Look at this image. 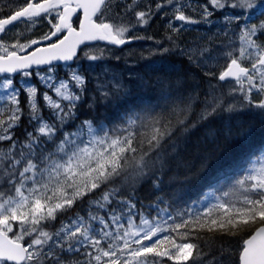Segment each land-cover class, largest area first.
<instances>
[{
	"label": "snow or ice",
	"instance_id": "obj_1",
	"mask_svg": "<svg viewBox=\"0 0 264 264\" xmlns=\"http://www.w3.org/2000/svg\"><path fill=\"white\" fill-rule=\"evenodd\" d=\"M167 6L173 11H164V16L171 15L184 24H213L211 18L217 12L223 13V26L214 34L218 39L223 37L219 40L221 47L211 36L181 47V28L173 27L169 20L166 39L172 46L160 52L180 55L189 70H196L209 82L234 80L239 88L231 92L239 91L241 102L226 103L223 94H217L213 87L195 113L199 93L195 89L184 93L186 75H178L175 80L158 77L154 83L143 78L125 83L113 76L111 81L98 80L91 89L88 69L69 68L66 78L56 76L53 61L73 60L78 46L86 40L122 45L142 39L126 35L130 26L123 20L128 13L134 12L137 23L148 24ZM136 7L135 0H24L23 6L14 11L9 4L11 14L0 18V33L14 22H27V30L31 31L40 20L47 19L51 31L41 38L48 41L46 46L20 55L41 41L32 39L21 44L17 39L14 44H6L0 39V72L22 71L24 77H29L33 65H46L41 80L55 96L44 92L42 106L36 86L15 89L11 79L2 84L4 89L13 90L4 97L10 106L0 108V142H6L0 143V264H163L164 258L173 264H228L232 252L223 244L215 245L218 255L205 259L209 253L189 240L191 236L204 239L198 235L204 232L212 234L206 241L209 247L215 244L217 235L240 237L236 264H264V152L228 191L213 193L215 202L202 212L188 207L178 210L175 216L169 214L167 220L173 223L167 228L161 226L159 216V212H168L167 201L157 196L154 206L159 212L148 219L137 198L142 183H151L163 192L160 177L169 172H174L177 179L182 175L185 184L199 176L207 166V157L200 158V167L194 171L187 155L199 150L197 133L201 130L205 139L219 136V130L207 123L210 118L225 112L238 116L245 108H257L264 114V99L251 98L254 89L264 96V0H206L195 5L164 0L154 8L149 4L145 10L134 11ZM78 9L83 10L79 29L73 27ZM185 9L197 13L199 19ZM227 9L239 11L227 14ZM110 15L115 20L110 21ZM53 37L55 43L51 42ZM234 38L239 40L238 48ZM84 55L96 61L104 53ZM220 59L226 65H219L222 70L217 76L213 68ZM36 75L40 76V71ZM166 86L181 95L160 112L154 108L126 110L111 130L100 128L102 134H98L93 119L80 121L74 131L64 130L79 119V106L86 102L90 91L96 95L90 97L89 109L102 105L120 110L134 98V89L155 91ZM21 91L26 93L27 126L22 124L25 110L19 99ZM44 107L50 111L48 119L42 114ZM194 113L197 118L192 121ZM84 135L87 141L81 139ZM101 188L104 191L96 199L88 200L85 215L76 213L67 222L61 221L54 231L47 229V224ZM167 220L162 222L167 224ZM165 231L177 233L180 242L169 235L158 236ZM82 249L83 260L65 258V254H78Z\"/></svg>",
	"mask_w": 264,
	"mask_h": 264
},
{
	"label": "trees",
	"instance_id": "obj_2",
	"mask_svg": "<svg viewBox=\"0 0 264 264\" xmlns=\"http://www.w3.org/2000/svg\"><path fill=\"white\" fill-rule=\"evenodd\" d=\"M6 1L7 0H0V8L3 9L4 14L9 12L8 8L4 6V3H8ZM13 1L14 0H11V2ZM171 44L170 42H167L165 48L171 47ZM119 58L123 60L124 56L122 55ZM159 58H161V63L163 62L160 66L156 64H143L141 66L136 65L129 74L127 73L128 71H124L119 68L122 64L120 65L119 63L114 61L116 57H113V60H109L108 63L110 69H116L120 73L119 80L126 83L129 80H137V78L150 80L154 83L158 77H167L169 80H175L178 75H186L188 77V83L186 89H184L183 91L186 94L187 92L195 89V91L199 93V101L194 105L195 113H198L203 107V105H201L200 99L202 100V98H204L203 94H205L206 86H204V83H202V79H204V76L196 70L194 71V69L189 70L187 62L177 54L163 53L162 57ZM86 62H89V60H87ZM99 64L100 62L97 63V65ZM219 65H217L213 69H216V71H218L219 69H221ZM91 67L92 65L89 66V68ZM98 70V68L94 67L93 69H91V74H87L91 78V83L89 84L90 89L96 85L97 81L102 76L103 72ZM194 72L196 81L193 82L192 75ZM214 80H216V82H219L218 79H211V82H214ZM40 88V104L43 106L44 102L42 99V94L44 93V91H46V89L43 87ZM134 93H137V95L134 94V98H131L130 102L125 105L123 109L115 110L111 107L102 105L93 106L91 109H89V104H91L90 97L96 95L95 92L90 91L85 96L86 102L82 103L79 106V119L72 122L71 127H66L64 130L69 131L76 128V126L80 124V121L85 119H93L94 124L98 125L101 128H107L111 130L114 125L120 123L125 115L126 110L142 111L146 108H154L156 112H160L163 108L170 105L172 100L181 95V92H177L175 89L170 90L167 88V86L163 89V91L160 89L150 91L147 88H136L134 89ZM25 97L26 95L22 93L21 106L25 110V115L24 117H22V124L24 126H27L28 107ZM260 99L263 98H261V96L259 95H254L252 98L253 101H257ZM6 105L10 106L8 105V101H0V108H4ZM195 113L190 117V120H196L197 117ZM42 114L45 119H48L50 117V111L46 107L43 108ZM238 116L233 113L225 112L215 118H210L207 123H209L214 130H219V136L216 137L215 140H213L212 137L205 139L203 136V130H201L200 133H197L200 143L199 150L189 152V154L187 155V159L190 165L193 166L194 171L200 167L201 157H207V166L200 172L199 176L193 179L191 182L185 184L183 183L182 175L179 179H177L174 172H169L160 177L162 181L161 187L163 188V192L154 189L151 183H142L140 186H138L137 198L145 208L146 218L153 219L157 216L159 209L154 206L157 196H162L168 204V212H159L161 226L163 228H167L168 224L173 223L172 220H167V216L169 214L175 216L178 210L191 207L194 212H202L205 208L204 197L208 193H215L216 195H220L224 191H228L229 188L232 187L234 181L240 178L250 168L251 164L255 162V157L258 156L261 152H264V114H262L261 110L257 108H251L250 110L248 108H245L242 111V114ZM28 130L31 131V127H29ZM19 134L20 130H17V135ZM102 191H104L103 188L98 190L94 195H90L85 198L82 203L78 202L70 211L58 216L55 221L63 219L66 220L71 214L80 213L81 215H85V207L87 206L89 200L88 198L92 197L95 199L100 195V192ZM238 195L239 194L237 193V196ZM235 198L236 197L234 196L233 199ZM163 207L164 205L161 204L160 208ZM163 220H167V224H164L162 222ZM163 235H169L173 238H176L177 242H180L179 238L177 237V233L175 232L165 231L162 233V236ZM198 235L203 236L204 239L198 240L196 236H191L189 237V240L193 243L200 244L202 251L209 253V256L205 259H210L211 256L218 255V249L215 245L223 244L232 252L228 264H236V260L238 259V252L242 245V240L240 237L217 235L215 244L209 247L206 244V241H209V238L212 234L204 232L198 233ZM243 237L247 238V233H244ZM75 255L77 254L69 255L68 258H72ZM163 264H173V262L167 260V258H164Z\"/></svg>",
	"mask_w": 264,
	"mask_h": 264
},
{
	"label": "rangeland",
	"instance_id": "obj_3",
	"mask_svg": "<svg viewBox=\"0 0 264 264\" xmlns=\"http://www.w3.org/2000/svg\"><path fill=\"white\" fill-rule=\"evenodd\" d=\"M6 2H8V3L7 4L4 3V6H7V8H8L9 4H12L13 8L21 6L24 4V0H14L13 2H11V0H7ZM127 2H131V0H127ZM135 2L138 5V7H136L134 9V11H140V10H145V6L149 5V4L154 8L156 3H163L164 0H135ZM179 3L185 4V3H190V1L184 0V1H180ZM188 10H189V12H188L189 15H192L194 18L199 19V15L197 13L192 12L190 9H188ZM117 11H118V9H117ZM164 11H167L171 14L173 9L171 6H167L164 10H162L159 13H157L156 15H154L152 17V19L149 20L148 24L137 23L134 12L128 13L124 17V20H123V23L130 26L129 32L126 33V35L127 36H133V37H142V39H132V42L129 43L126 48H123V49L113 48V46L103 45V44L99 45V47L96 46V47L87 48V51H91L92 53L97 52L95 55H99L101 52L104 53V56H103V58H101V61H100L101 67L99 70L101 72H103L102 76L99 78L100 81H104V82L111 81L113 76H115L117 79L120 78V73L116 69H110L109 68L108 62H109V60H113L114 56L115 57H121L122 55H126V59L123 60L121 63H119L120 65L122 64L119 68L124 70V71H128L129 73H131V70L137 64H138V66H140L142 63L147 64L146 62L148 60H149L148 63H151V60L149 58H151V55L153 54V52H159V54L162 55L163 53L160 52V49L165 48V42L166 41L170 42L169 40L166 39V34L168 32L167 25L169 23V20H171L173 27L181 28V32L179 33L180 39L182 41L181 47H184L185 45L191 44V41H192V43L197 42V41H199V39L201 37H209V36H211L213 38V40H216L218 47H221L219 40L223 39V38L221 36L218 39L214 35L215 33H217V31H215L214 29L204 30L200 27L201 23L195 24L194 26L184 24V23H178V21L174 20L171 17V15H169L168 17H165ZM211 19L213 21L214 18H211ZM45 23H47V22L40 20L34 27L31 28V31H30L31 34L36 33V32H38L37 34H39L40 32H42V30L44 28H49L48 31H50L51 25H48L45 27L42 26ZM213 23H214V21H213ZM209 25H210V27L213 26V24H209ZM222 25H223V23H222ZM28 27H30L29 24L22 26L21 27L22 29L18 28L17 32H22L23 33L22 36L17 37V35H16L17 32L16 33L11 32L6 37H3L2 40L6 44H14V43H16L17 39H19V43H20L21 42L20 40L25 39L24 33L29 32L27 30ZM12 36H13V40H11ZM149 37H151V39H149ZM262 39H264V37H262ZM234 40H235V46L238 48L239 47V40L236 38H234ZM24 43L25 42H23L21 44H24ZM145 44H147V45H145ZM170 44H171V42H170ZM143 46H145V47H143ZM95 49H97V50H95ZM0 54H2V53H0ZM118 61L120 62V60H118ZM221 61H222V59H220L218 61L217 65H219L221 63ZM105 65L108 68H106ZM72 68H79V65H75ZM81 69H83V68H81ZM68 70L69 69H67V71ZM213 71H215L217 73V76H218L219 70L216 71V69H213ZM44 74L45 73L43 71V72H40V76H38V75H36V76H37L38 80L42 84H44V86H46V88H48V91H44V92H49V94L53 95V97L55 98L54 93H52L50 91L48 85L45 84L43 82V80H41V76H43ZM31 76H29V77L23 76L21 78L20 85L23 86L22 89H25L28 86H36L37 87V85L35 83L29 82ZM5 80H7V79H3L0 81V98L2 100H6L4 98L6 96V94L13 90L12 88L4 89L2 87V84ZM202 80H203L202 83H204V86H206V88H205L206 94H203V97H205V95H207L209 93V91L214 87L217 94H223L226 103H234V102L239 103L242 101V94L239 91H237L235 93L231 92L232 88H239V85H237L235 83V81L228 82L225 84H221L219 82H216V80H214V82H211V81L209 82L208 78H206V77H204V79H202ZM13 87L15 89H21V88H19V86L15 82H13ZM245 87H247V84H245ZM254 95H259V96H261V98L264 99V96H262L260 93H258L255 89L253 90L251 98H253ZM203 100H204V98H202L201 102ZM201 105H203V104L201 103ZM94 126L97 128L98 134H102L99 132V129L101 127H99L96 124H94ZM74 130H75V128L71 129L69 131H74ZM81 139L87 141L88 136L84 135L83 137H81ZM206 196H208L209 199L207 201L204 200V206L205 207L209 203L215 202L213 195L211 193H208ZM88 199L92 200L94 198L91 197ZM202 206H203V204H202ZM86 210H87V206L85 207V211ZM74 215L75 214H71L69 217H74ZM68 218L66 220L63 219V220L52 221L49 224H47L46 227L49 231H54L56 228H59L61 221L67 222ZM136 222L139 223V219H137ZM14 230H15V226H14ZM162 233H159L158 236H162ZM70 254H73V253L66 254L65 257H68ZM76 257H78L77 259L83 260L84 259V249H82L81 252L78 253Z\"/></svg>",
	"mask_w": 264,
	"mask_h": 264
},
{
	"label": "flooded vegetation",
	"instance_id": "obj_4",
	"mask_svg": "<svg viewBox=\"0 0 264 264\" xmlns=\"http://www.w3.org/2000/svg\"><path fill=\"white\" fill-rule=\"evenodd\" d=\"M180 1H184V0H179V2ZM188 1H190V3L193 4V5H195V4H204L206 2V0H188ZM185 10H186V12L188 14L189 10L188 9H185ZM238 11H239L238 9H235V10L234 9H227L226 10L227 14H234L235 12H238ZM212 18H214L213 19V21H214L213 25L214 26L210 27V25L207 24V23H201L200 27L202 29H204V30H212V29H214L215 31H217L218 29H221L222 26H223L222 25V23H223V13L217 12ZM253 22H255V21H253ZM178 23H184V22L178 21ZM188 25L194 26L195 24H188ZM191 44H193L192 41H191ZM157 53H159V52H157ZM149 59L151 60V63L150 64H160L161 63V60L160 59H152V58H149Z\"/></svg>",
	"mask_w": 264,
	"mask_h": 264
},
{
	"label": "water",
	"instance_id": "obj_5",
	"mask_svg": "<svg viewBox=\"0 0 264 264\" xmlns=\"http://www.w3.org/2000/svg\"><path fill=\"white\" fill-rule=\"evenodd\" d=\"M82 12V18H83V10L82 9H78L77 10V13L73 16V19L75 18V16L79 13V12ZM15 23V22H14ZM98 40H100V39H96V40H86V41H84L82 44H80L79 46H78V48H77V55H78V51H79V48L81 47V46H83L84 44H88V43H92V42H95V41H98ZM41 41V43L42 42H47V41H44V40H40ZM103 41H105V42H109V41H107V40H103ZM110 43V42H109ZM112 44V43H111ZM115 45V44H114ZM34 45H30L29 46V48H31V47H33ZM28 48H26V50H27ZM21 55V54H20ZM76 55V56H77ZM75 58V57H74ZM73 61H74V59L73 60H71V61H67V62H65V61H53V64H60V63H73ZM46 65H40V66H36V65H33L32 67H31V69L32 68H34V67H45ZM19 72H21V71H17V72H15V73H3V72H0V76H3V75H8V74H17V73H19Z\"/></svg>",
	"mask_w": 264,
	"mask_h": 264
},
{
	"label": "bare ground",
	"instance_id": "obj_6",
	"mask_svg": "<svg viewBox=\"0 0 264 264\" xmlns=\"http://www.w3.org/2000/svg\"><path fill=\"white\" fill-rule=\"evenodd\" d=\"M158 54V53H157ZM162 57V56H161ZM176 58V57H175ZM128 59V58H127ZM159 59H161V58H159ZM168 59V58H167ZM149 61V60H148ZM148 61H147V63H148ZM153 61V60H152ZM141 62V61H140ZM146 62V61H145ZM144 62V63H145ZM163 63V62H162ZM143 64V63H142ZM141 64V65H142ZM177 67V66H176ZM158 68V67H157ZM157 68H155V69H157ZM152 69H154V68H152ZM149 70V69H148ZM147 71V70H146ZM155 71V70H154ZM195 71V70H194ZM156 72V71H155ZM147 74H149V73H147ZM192 74V73H191ZM155 78V77H154ZM134 79V78H133ZM155 80V79H154ZM196 81V80H195ZM126 83V82H125ZM192 87V86H191ZM203 88V87H202ZM146 91V90H145ZM163 91V90H162ZM136 92V91H135ZM153 93V92H152ZM135 94V93H134ZM139 94V93H138ZM206 94V93H205ZM135 95H137V93L135 94ZM206 96V95H205ZM200 101H201V99H200ZM163 102V101H162ZM161 103V102H160ZM152 105V104H151ZM162 109V108H161ZM222 115V114H221ZM228 115V114H227ZM253 116V115H252ZM239 117V116H238ZM257 118V117H256ZM234 119V118H233ZM248 119V118H247ZM242 121V120H241ZM248 121V120H247ZM246 121V122H247ZM250 122V121H249ZM236 124V123H235ZM244 125V124H243ZM255 127V126H254ZM232 128H233V126H232ZM246 128V127H245ZM256 128V127H255ZM264 130V129H263ZM236 131V130H235ZM234 133H236V132H234ZM239 136V135H238ZM228 137V136H227ZM233 140V139H232ZM262 141V140H261ZM245 143V142H244ZM245 145V144H244ZM250 145H251V143H250ZM247 146H249V145H247ZM258 146V145H257ZM245 148V147H244ZM237 149V148H236ZM238 152V151H237ZM233 153V152H232ZM241 154V153H240ZM250 157V156H249ZM237 158V157H236ZM240 159V158H239ZM245 162V161H244ZM236 164V163H235ZM238 164V163H237ZM233 166V165H232ZM238 166V165H237ZM191 190V189H190Z\"/></svg>",
	"mask_w": 264,
	"mask_h": 264
}]
</instances>
